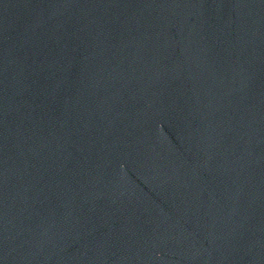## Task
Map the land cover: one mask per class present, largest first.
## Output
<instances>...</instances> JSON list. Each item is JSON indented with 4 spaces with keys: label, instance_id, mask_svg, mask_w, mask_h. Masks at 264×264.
<instances>
[{
    "label": "water",
    "instance_id": "water-1",
    "mask_svg": "<svg viewBox=\"0 0 264 264\" xmlns=\"http://www.w3.org/2000/svg\"><path fill=\"white\" fill-rule=\"evenodd\" d=\"M0 264H264V0H0Z\"/></svg>",
    "mask_w": 264,
    "mask_h": 264
}]
</instances>
